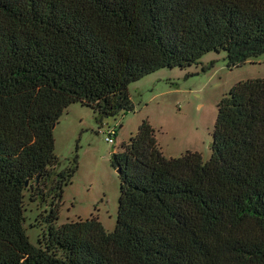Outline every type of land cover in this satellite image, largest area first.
<instances>
[{
	"label": "trees",
	"instance_id": "obj_1",
	"mask_svg": "<svg viewBox=\"0 0 264 264\" xmlns=\"http://www.w3.org/2000/svg\"><path fill=\"white\" fill-rule=\"evenodd\" d=\"M210 51L230 68L264 55V0H0V264H264V79L220 100L208 162L166 158L142 120L111 157L113 232L96 217L58 224L78 169L55 155L64 111H133L132 82ZM25 192L50 205L40 246Z\"/></svg>",
	"mask_w": 264,
	"mask_h": 264
},
{
	"label": "rangeland",
	"instance_id": "obj_2",
	"mask_svg": "<svg viewBox=\"0 0 264 264\" xmlns=\"http://www.w3.org/2000/svg\"><path fill=\"white\" fill-rule=\"evenodd\" d=\"M253 79H264V55L230 68L225 51H210L186 68H161L132 82L128 92L134 110L115 118L100 121L91 107L71 104L53 128L55 155L62 165L74 157L78 164L64 188L58 224L96 217L104 230L114 231L120 182L111 157L144 119L166 158L197 152L208 162L220 100L238 82ZM49 209L48 202L24 193V228L34 246H40L44 231L40 215Z\"/></svg>",
	"mask_w": 264,
	"mask_h": 264
},
{
	"label": "built area",
	"instance_id": "obj_3",
	"mask_svg": "<svg viewBox=\"0 0 264 264\" xmlns=\"http://www.w3.org/2000/svg\"><path fill=\"white\" fill-rule=\"evenodd\" d=\"M113 134H115L114 130L107 136L106 140L109 141V142H112L113 139H112L111 135H113Z\"/></svg>",
	"mask_w": 264,
	"mask_h": 264
},
{
	"label": "water",
	"instance_id": "obj_4",
	"mask_svg": "<svg viewBox=\"0 0 264 264\" xmlns=\"http://www.w3.org/2000/svg\"><path fill=\"white\" fill-rule=\"evenodd\" d=\"M213 143L210 145V147H212Z\"/></svg>",
	"mask_w": 264,
	"mask_h": 264
}]
</instances>
